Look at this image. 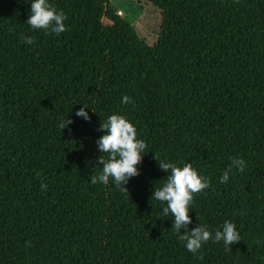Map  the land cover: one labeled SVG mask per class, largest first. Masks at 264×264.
I'll return each mask as SVG.
<instances>
[{"label": "trees", "instance_id": "trees-1", "mask_svg": "<svg viewBox=\"0 0 264 264\" xmlns=\"http://www.w3.org/2000/svg\"><path fill=\"white\" fill-rule=\"evenodd\" d=\"M150 1L153 45L109 0H50L67 16L59 34L30 28L31 0H0V264H264V0ZM112 113L146 143L123 192L90 182ZM235 157L244 171L221 184ZM161 159L208 179L187 227L235 223L230 251L209 240L193 254L177 239L151 198L169 175Z\"/></svg>", "mask_w": 264, "mask_h": 264}, {"label": "clouds", "instance_id": "clouds-1", "mask_svg": "<svg viewBox=\"0 0 264 264\" xmlns=\"http://www.w3.org/2000/svg\"><path fill=\"white\" fill-rule=\"evenodd\" d=\"M27 3V2H26ZM30 15L26 23L34 30H45L55 34L65 31L64 21L67 19L63 11H58L50 0H31ZM24 43L33 44L31 36L25 37ZM130 97L122 95L121 102L127 104ZM81 107L75 111V116L89 121L90 117L86 109H91L87 104H80ZM70 121V122H68ZM70 119H61L58 122L60 130L71 124ZM98 131L103 132L96 141L98 151V163L102 170L90 178V182H97L107 185L111 180L112 184L120 191H125V185L131 177L137 176V165L145 153L146 143L143 139L137 138V130L132 121L125 115L112 113L107 116ZM102 154H107L103 158ZM159 167L162 171L169 172L164 183L152 191L151 198L166 205L162 207V215L172 216V228L177 239L184 243L187 251L196 254L203 244L212 240L215 243L222 242L225 250L229 246L240 241V233L235 223L225 220L221 226L209 229L207 224L200 223L199 226L188 229L191 222L189 212L193 202V194L202 191L209 186L208 179L200 174L190 162H171L161 159ZM232 169L243 172L245 161L242 157L232 158L229 169L220 177L223 184L229 180V173ZM41 190H47L43 182ZM127 191V190H126Z\"/></svg>", "mask_w": 264, "mask_h": 264}, {"label": "rangeland", "instance_id": "rangeland-1", "mask_svg": "<svg viewBox=\"0 0 264 264\" xmlns=\"http://www.w3.org/2000/svg\"><path fill=\"white\" fill-rule=\"evenodd\" d=\"M118 13L134 28L137 35L149 45L156 42L161 24L160 8L150 0H109ZM109 21L103 19L105 37L112 42Z\"/></svg>", "mask_w": 264, "mask_h": 264}]
</instances>
